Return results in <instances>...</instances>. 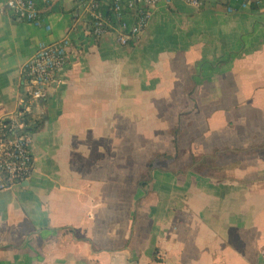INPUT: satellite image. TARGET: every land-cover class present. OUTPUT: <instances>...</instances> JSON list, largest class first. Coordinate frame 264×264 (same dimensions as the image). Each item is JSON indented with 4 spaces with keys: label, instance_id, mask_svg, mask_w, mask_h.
Returning <instances> with one entry per match:
<instances>
[{
    "label": "crops",
    "instance_id": "1",
    "mask_svg": "<svg viewBox=\"0 0 264 264\" xmlns=\"http://www.w3.org/2000/svg\"><path fill=\"white\" fill-rule=\"evenodd\" d=\"M199 1L160 2L121 46L80 0L40 25L0 0V120L38 43L71 42L33 173L0 190V264H264V5Z\"/></svg>",
    "mask_w": 264,
    "mask_h": 264
},
{
    "label": "built area",
    "instance_id": "2",
    "mask_svg": "<svg viewBox=\"0 0 264 264\" xmlns=\"http://www.w3.org/2000/svg\"><path fill=\"white\" fill-rule=\"evenodd\" d=\"M53 0H6L5 7L22 21L42 24L41 6ZM171 0H80L79 8L88 17L90 32L100 38L112 34L117 44L135 42L150 23L160 2ZM199 5V0H188ZM110 3L108 9L105 4ZM264 5V0H245L243 8ZM47 28V25H45ZM70 39L40 42L34 55L22 67L20 97L15 112L0 120V190L27 182L34 169L32 154L33 107L45 100L48 89L67 61Z\"/></svg>",
    "mask_w": 264,
    "mask_h": 264
},
{
    "label": "trees",
    "instance_id": "3",
    "mask_svg": "<svg viewBox=\"0 0 264 264\" xmlns=\"http://www.w3.org/2000/svg\"><path fill=\"white\" fill-rule=\"evenodd\" d=\"M51 4H52V3H50L49 5H51ZM49 5H48V6H49ZM109 5H110V3H106V4H105V6H106L107 9H108ZM42 6H43V5H42ZM42 6H41V12H42V8H43ZM44 6L47 7L46 5H44ZM131 44H132V43H131ZM35 128H36V127H34V129H35ZM32 130H33V128H32ZM175 133H177V129H176Z\"/></svg>",
    "mask_w": 264,
    "mask_h": 264
},
{
    "label": "rangeland",
    "instance_id": "4",
    "mask_svg": "<svg viewBox=\"0 0 264 264\" xmlns=\"http://www.w3.org/2000/svg\"><path fill=\"white\" fill-rule=\"evenodd\" d=\"M187 139H188V138H186V141H187ZM185 143H186V142H185ZM182 148L185 150V149H186V146H185V145H183V147H182Z\"/></svg>",
    "mask_w": 264,
    "mask_h": 264
}]
</instances>
